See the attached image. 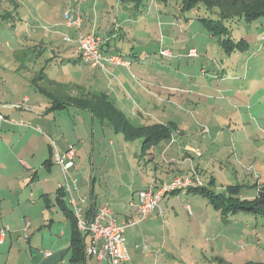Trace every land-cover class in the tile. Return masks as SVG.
<instances>
[{
    "label": "rangeland",
    "instance_id": "374dc122",
    "mask_svg": "<svg viewBox=\"0 0 264 264\" xmlns=\"http://www.w3.org/2000/svg\"><path fill=\"white\" fill-rule=\"evenodd\" d=\"M15 1L19 3L15 10L13 6L6 9L0 5V13H16L12 14L13 17L11 14L7 15V19L11 18L10 21L1 19L0 16V46L3 48L0 49V85H4L3 89L9 93L8 101H16V94L21 91V76L17 72L8 71L15 62L20 65L21 73V38L42 40L43 44L34 45L33 41L24 43L28 50L23 65L35 79L39 78V71L43 72L42 75L46 77L42 80L43 86H48L46 79L57 74L68 75L75 72L74 75H77L79 69L90 71L89 84L87 77L82 92L74 91L75 97L84 96L89 85L92 89L90 93H93L112 83L122 92L125 91V95L121 94L125 96L122 100L125 102L128 99V103L132 105L130 110L133 118L136 119L138 110L143 108L148 114L146 123H162L168 128V141L172 140L174 143L165 151H168V158L172 159V166H161L165 172L159 171L157 174L164 179L165 184L177 177L169 173L171 167L173 170L176 168L175 172L193 169L192 177L200 182L211 181V187L217 192L227 185L238 183L246 185L243 195L251 196L255 189L248 188V185L256 184L257 180L264 184V26L261 25L264 19L252 24L237 23L236 19L226 21V24L233 27L234 38L244 37L251 44L248 52L237 57L234 53H225L218 43L219 37L210 35L201 25L200 17L214 16L202 5L181 12L179 6L172 1L163 4L145 0L138 8L120 3L119 19L128 17V21L116 24L112 19L117 13L116 3L119 1L112 0L114 10L102 15V18L99 16L100 27H97L100 32L109 27L113 35L111 50L114 51L116 47V52L131 63L129 68L112 66H119L123 71L121 79L114 77L106 68H93L81 64L82 62L72 61L75 55L71 49L61 52L63 54L57 52V49L76 45L74 29H65V34L60 36L62 30L59 26L52 28L51 23H38L37 29L33 30V15L30 11L34 8L30 4L32 1L29 0L23 6V11L21 0ZM36 1H42V7L45 2L56 4L52 9L55 11L52 21L64 23L61 19L67 0ZM91 1L93 0H85L87 4ZM220 1L229 3L232 0ZM234 1L248 3L254 0ZM100 8L103 9L98 5L97 11ZM108 8L112 9V6ZM96 14L89 12L92 22L96 21ZM23 16L30 18L26 20V24L21 22ZM186 18L189 19L185 20ZM86 22L88 21L82 23L84 34L87 30L94 31ZM42 28L52 31L49 32V39L32 35L36 33L39 36ZM64 36L69 41H64ZM100 37L105 43V38ZM13 47L16 49L15 53L11 51ZM33 48L37 50L33 51ZM13 54L17 57L16 60L10 57ZM251 54L255 56L249 60ZM52 55L59 57L51 58ZM129 85L134 86L135 92L132 94L127 90ZM66 89V94H71L69 86ZM89 95L85 93L86 97ZM13 104H17V108L21 106L18 102ZM65 108L57 109L62 114L57 113V119L58 129L63 130L68 139L76 141V144L79 142L77 139L86 140L83 146L85 150L93 141L96 150H106L108 140L116 142L118 138L122 146L126 145L125 149L129 150V159L134 167L142 168L147 165L145 155H139L142 152L140 138L127 141L120 131H114L106 119L100 120L98 116H92L90 111L76 106ZM120 110L126 117H131L124 105L123 108L120 106ZM20 111L21 109L17 112L20 114ZM132 121L133 124L136 123V120ZM168 141L163 139L160 146L153 143L150 150H153L155 156H159L160 150ZM119 156L117 165L122 168L127 163L122 154ZM85 159V165L89 168L88 159ZM161 159L160 156L155 158L157 161ZM112 165V161L105 160L101 163L96 159L93 173L99 178L101 166L106 169ZM124 171L128 172L126 169ZM98 178L96 188L99 183H103ZM159 205L164 215L157 217L154 228L149 229V241L145 243L153 252L160 249L156 245L163 243L170 251L169 255L164 250L160 253L166 255V264H240L248 259L264 262V217L240 212L228 222H221L219 217L215 220L214 215H219L207 200L185 190L176 195L167 193ZM150 260L152 262V258Z\"/></svg>",
    "mask_w": 264,
    "mask_h": 264
},
{
    "label": "crops",
    "instance_id": "0c3cea01",
    "mask_svg": "<svg viewBox=\"0 0 264 264\" xmlns=\"http://www.w3.org/2000/svg\"><path fill=\"white\" fill-rule=\"evenodd\" d=\"M31 1L30 4L34 5V8L30 9L33 15V30L37 29L36 26H38V23H51L52 28L60 27L62 30L59 34L60 36L65 34V29H74V37L76 39L78 31L75 28L66 27L63 21L59 23L52 21V14L55 13L52 9L56 7V4L45 2L42 7V1ZM118 1L119 4L116 3L117 13L112 19V22L116 24L121 21H128V19H126L128 17L119 19L118 12L121 11V8L118 5L122 2L120 0ZM27 3H29V0H21V11L24 10L23 6ZM0 5L5 6L6 9L8 6H13L15 10L18 8L19 3L15 0L9 2L0 1ZM98 5L103 9L100 8V10L97 11ZM109 6H112V9H109ZM67 7L75 8L80 12L82 23L85 22V20L88 21L86 22L87 26H91L94 31L87 30V33L91 31L105 38V43L103 41L104 52L110 54V52L113 51L111 50L112 32L109 27L108 29L105 28L103 32H100L97 26H99V16L102 18V15H106L114 10L112 0H93L88 4L85 0H67L66 5L63 7V12ZM90 11L92 15L94 13L96 14V12L99 13L94 15L96 16L95 22H92L91 17H89ZM13 13V11L0 13V16L4 14L1 19L10 21L9 19L11 18L7 19V15H12ZM39 13H41V15H39ZM18 19L20 20V18ZM28 19L30 18L23 16L21 17V22L26 24V20ZM104 20H106V17ZM80 31L85 32L83 31L82 24ZM49 32L52 31L42 28L39 36L36 35V33L32 35L43 39L45 37L47 40L50 38ZM53 33L56 32L53 31ZM28 41H33L35 43L34 45L38 43L43 44L42 40L21 38V73L19 72L20 65L15 62L11 65V69H8V71L12 73L17 72L21 76V91L17 92L16 101H8L10 95L3 89L4 85H0V112L5 117V120L0 126V264H70L69 235L71 223L65 216L63 210L56 203L57 190L59 187H62L61 185L64 183V177L61 167L53 160L54 148L59 153H63L70 144L76 145L74 165L68 169L72 192L69 194V192L64 189V193L61 196L66 203L69 205V200L72 195L84 219L90 218L98 207L107 205L113 211L117 221L120 222L131 215L129 202L138 200V193L141 189L146 188L151 182H154L157 186L165 184L164 179H162V177L160 178L157 174L159 171L165 172V170H162L161 166L166 167V164H171L172 166V159L168 158V151H165V149L168 147L170 148L174 141H168L169 138L166 139L168 143L162 148V151L160 150L159 156L162 158L160 161L155 160V158L157 159L159 156H155L153 150H150V148L144 152H140V156H146H144V161L148 165L140 168L139 166L134 167V165L131 164L129 150L125 149L126 145L122 146L118 138H116V142L109 139L106 150H96L94 141L90 143L87 150H85L83 146L86 140L77 139L79 142L76 144V141H71V138L68 139L64 131L58 129L59 122L57 113L62 115L61 112H57V109H51V106L55 100H68L74 97V91L78 90L82 92L84 89L83 85L85 84L84 80L88 77L87 83L89 84L90 82V71L79 69L77 75H74L75 72L68 75L57 74L53 78L46 79L48 80V86H43L42 80H44L43 78L45 77V75H42L43 72L37 71L41 79L40 81L39 78H33L34 75H30L29 69L23 65L27 58L26 51L28 50L27 44L24 43ZM107 41L108 43H106ZM0 49H3L2 46H0ZM11 49V51L15 53L16 49L14 47ZM67 49H71V52L75 55L72 61L81 63L76 55V45H69L66 48L57 49V52L63 54L61 52ZM36 50L37 49L33 48V51ZM114 51H117L116 47ZM116 54L119 53L116 52ZM121 56L128 61L131 66L130 61L123 55ZM10 57H12L13 60L17 59L14 54ZM55 57L59 56H51V58ZM112 66L113 65L108 64L105 70L107 71L108 69L109 72L111 71L110 73H113L114 77L117 76L122 79V76H124L123 71L119 69V66L115 68H112ZM120 66L125 67L122 65ZM123 69L126 70V68ZM1 71L0 68V72ZM67 86H69L71 91L69 95L66 94ZM90 90H92L91 85H89L88 90L84 92V96L77 97H85V93H103L114 103L116 108L120 109V106L123 108V105L128 108L129 114L131 115V119L129 118V120L132 125L140 127L155 124L146 123L148 114L144 112L143 108L138 110L136 114L137 118H133V113L130 110L132 105L128 103V99L125 102L122 100L123 97H125L123 96L125 95V91L122 92L119 87L112 85V83H110L109 87L105 86L103 89L93 91V93H90ZM127 90L130 94L135 92L133 85L127 86ZM122 93L123 95H121ZM13 102H18L21 106L19 108L12 106ZM68 106L72 107L74 105L67 104L61 108H67ZM76 108L86 111V109ZM20 109L21 111L19 114L17 111ZM91 115L93 116V114ZM132 120H136V123L133 124L134 122ZM65 123L64 120V124ZM157 145H162V140L159 141ZM120 154H122L123 160L125 158L127 163V165L125 164L122 168L117 165ZM85 157L90 164L89 168L85 165ZM47 159H49V162L44 164ZM96 159L101 163L105 162V160L113 162L112 167L105 169L101 166L99 178L95 172L93 173V164ZM136 165H139V163ZM125 169L128 171L127 173L124 171ZM175 169L176 168L173 170L171 167L169 170V173L173 177L181 175L192 177L193 175V169L188 171L182 170V172L181 170L175 172ZM258 174L259 172L257 171V175ZM97 178L103 182L99 183L98 188H96ZM192 178L196 179L195 177ZM72 179H75V184ZM258 182L259 180H257L258 185L263 184ZM200 184H209V186H211V181H201ZM183 190L186 192V189H180L170 194L176 195ZM159 216L157 211H153L149 213L144 220L125 228L123 236L125 238L128 259L121 264H160V262L166 264V255L160 253L164 250L165 253L169 255L170 251L165 248L163 243L162 245H156V248L160 249H156L154 252L151 251L149 246L145 243L149 237V229L154 228L155 221ZM217 217L219 216L214 215L215 220H217ZM27 221L29 222L28 226H26ZM2 230L3 234L1 233ZM83 235L87 248L91 243V237L89 234ZM130 239H132V242H129ZM45 252H50L51 254L45 256ZM150 258H152V262ZM84 264H106V262L85 253Z\"/></svg>",
    "mask_w": 264,
    "mask_h": 264
},
{
    "label": "trees",
    "instance_id": "16d2710c",
    "mask_svg": "<svg viewBox=\"0 0 264 264\" xmlns=\"http://www.w3.org/2000/svg\"><path fill=\"white\" fill-rule=\"evenodd\" d=\"M122 3L132 5L138 8L145 0H120ZM147 1V0H146ZM156 3L167 4L172 1L177 4L181 12L190 11L198 7L204 6L208 13L214 16L200 17L199 21L206 31L212 35L219 37L218 43L223 51L232 55L234 53L239 57L243 52H248L251 47L250 42L244 37L234 38L232 36L233 27L226 24V21L236 19L237 23L245 22L247 24L256 23L259 19H264V0H254L248 3L241 1L236 3L232 0L229 3H223L220 0H149ZM64 13V12H63ZM3 17L4 14H1ZM63 17V16H62ZM186 18L185 20H188ZM261 25L264 26V23ZM96 34V33H95ZM264 47V42H263ZM110 54H116L115 51ZM119 55V54H117ZM121 56V55H120ZM254 54L249 56V60L254 58ZM122 57V56H121ZM123 58V57H122ZM65 104H71L76 107L86 109L93 115L98 116L99 119H106L109 124L114 128L115 132H121L125 139H141V151L144 152L151 147L153 143H158L163 139L170 137L168 128L162 124H152L148 126H134L131 124L128 117L125 116L122 110L116 108L114 103L108 97L101 94H90L85 97H71L68 100H55L51 109H58L64 107ZM47 159L44 164H47ZM246 185L238 183L234 185H227L220 191L208 185L195 184L188 186L186 192H192L199 195L214 209L215 213L219 215L221 222L230 221L233 215L238 213L251 214L254 216L264 217V184L248 185V188L255 189L254 195H243V188ZM247 189V188H244ZM179 190V189H178ZM177 191V190H174ZM170 193H175V192ZM64 193V188L59 187L57 190L56 203L63 210L65 216L70 220L71 231L69 235V263L70 264H84L85 263V248L84 235L77 228L76 218L73 210L68 203L61 197ZM242 193V194H241ZM240 264H264L248 259Z\"/></svg>",
    "mask_w": 264,
    "mask_h": 264
},
{
    "label": "built area",
    "instance_id": "2783aa9c",
    "mask_svg": "<svg viewBox=\"0 0 264 264\" xmlns=\"http://www.w3.org/2000/svg\"><path fill=\"white\" fill-rule=\"evenodd\" d=\"M64 25L75 28L78 31L76 37V55L83 64L90 67L105 68L106 64L122 65L129 68L128 61L117 54H107L103 50L102 38L94 32L84 34L80 31L82 17L80 12L72 7H67L63 13ZM64 40L69 41L67 36ZM12 106L17 107V104ZM5 117L0 112V126ZM54 146V144H53ZM76 145L70 144L63 153H59L54 148L53 160L61 167L64 183L61 185L69 194L72 190L69 182L68 169L74 165ZM75 184V179H72ZM200 184L198 179L189 176H177L171 183L157 186L154 182L149 183L146 188L138 193V200L129 202L131 215L120 222L117 221L113 211L107 205L97 208L90 218L84 219L75 198L71 195L69 205L71 206L77 222V228L83 234L91 237L90 245L85 249V253L95 256L98 260H104L106 264H121L128 259V253L123 236L124 230L128 226L137 224L144 220L149 213L157 211L163 217L164 212L160 207L162 198L171 191L186 189L188 186ZM164 222H166L164 220ZM29 222H26V226ZM3 234V230L1 232ZM50 252H45L49 256Z\"/></svg>",
    "mask_w": 264,
    "mask_h": 264
}]
</instances>
